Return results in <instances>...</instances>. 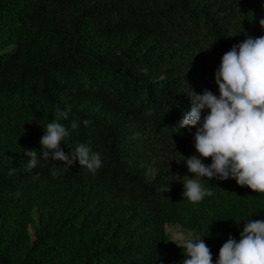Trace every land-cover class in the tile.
Returning a JSON list of instances; mask_svg holds the SVG:
<instances>
[{
    "label": "trees",
    "instance_id": "trees-1",
    "mask_svg": "<svg viewBox=\"0 0 264 264\" xmlns=\"http://www.w3.org/2000/svg\"><path fill=\"white\" fill-rule=\"evenodd\" d=\"M261 19L264 0H0V264H182L166 223L200 234L216 264L229 236L264 219V193L231 177L199 178L214 195L190 202L182 178L195 177L177 161L199 157L210 112L178 129L187 91L219 96L223 55L264 36ZM57 106L71 108L61 147L100 153L94 173L42 160ZM28 150L41 159L31 170Z\"/></svg>",
    "mask_w": 264,
    "mask_h": 264
},
{
    "label": "clouds",
    "instance_id": "clouds-1",
    "mask_svg": "<svg viewBox=\"0 0 264 264\" xmlns=\"http://www.w3.org/2000/svg\"><path fill=\"white\" fill-rule=\"evenodd\" d=\"M259 23L264 27V19ZM215 80L219 96L209 90L202 95L192 89L187 91L192 98V107L177 125L178 129L200 125L202 111L210 109L203 117L202 125L196 128L194 138L199 157H211L212 163L205 164L197 155L185 158L182 153L177 159L178 162L184 160L194 174L192 177L195 178L187 175L182 178L183 195L192 203L214 195L211 189L200 183L199 178L203 177L208 180L216 176L223 180L231 177L240 186L264 193V36L253 38L249 35L243 42L233 45L223 55ZM70 112V107L62 110L57 106L55 119L43 125L45 134L40 141L42 160L60 161L68 168L78 161L94 173L102 167L100 153L90 152L83 143H77L69 152L61 147L62 141L70 136L69 128L61 121L66 120ZM83 124L87 126L90 121L85 119ZM79 126V122L73 120L70 128L74 131ZM26 154L31 158L27 168H36L41 160L37 151L28 150ZM157 171L154 167L149 169L152 178ZM60 174L61 169L54 166L52 177ZM161 190L167 192L170 187L165 186ZM240 236L239 241L229 236L220 248L216 264H264V219L248 220ZM170 241L186 253L182 264H213L211 249L202 238L175 234Z\"/></svg>",
    "mask_w": 264,
    "mask_h": 264
},
{
    "label": "rangeland",
    "instance_id": "rangeland-1",
    "mask_svg": "<svg viewBox=\"0 0 264 264\" xmlns=\"http://www.w3.org/2000/svg\"><path fill=\"white\" fill-rule=\"evenodd\" d=\"M30 229L33 232V228L31 227ZM165 229L170 235L171 239L175 234H184V235L192 234L194 237H200L204 240V238L200 234L196 233L194 230L185 228L182 225L177 224V223H166Z\"/></svg>",
    "mask_w": 264,
    "mask_h": 264
}]
</instances>
